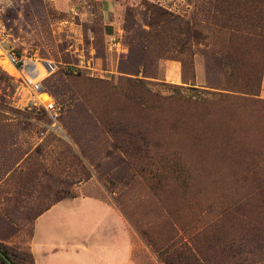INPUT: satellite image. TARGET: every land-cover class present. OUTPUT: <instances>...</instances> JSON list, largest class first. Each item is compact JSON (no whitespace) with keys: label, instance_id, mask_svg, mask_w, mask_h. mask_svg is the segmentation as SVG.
<instances>
[{"label":"rangeland","instance_id":"374dc122","mask_svg":"<svg viewBox=\"0 0 264 264\" xmlns=\"http://www.w3.org/2000/svg\"><path fill=\"white\" fill-rule=\"evenodd\" d=\"M0 1L16 52L59 66L54 126L0 61V244L19 264L37 216L83 186L124 214L143 264L163 263L142 233L210 264H264V61L237 49L247 22L230 2ZM125 128L138 162L114 136Z\"/></svg>","mask_w":264,"mask_h":264},{"label":"crops","instance_id":"0c3cea01","mask_svg":"<svg viewBox=\"0 0 264 264\" xmlns=\"http://www.w3.org/2000/svg\"><path fill=\"white\" fill-rule=\"evenodd\" d=\"M83 187L35 219L29 242L35 264H143L147 259L139 236L124 214L109 199L84 193ZM118 234L126 241L116 239Z\"/></svg>","mask_w":264,"mask_h":264},{"label":"trees","instance_id":"16d2710c","mask_svg":"<svg viewBox=\"0 0 264 264\" xmlns=\"http://www.w3.org/2000/svg\"><path fill=\"white\" fill-rule=\"evenodd\" d=\"M221 2H230L234 9V20L240 21L245 20L247 23L246 29H238L236 32L241 33V36H237L243 44L239 45L238 50L243 53V56H246L249 53L256 52L258 55L262 56L264 61V0H219ZM246 10V11H245ZM245 11V12H243ZM245 15V18L243 17ZM187 30L191 32V28L187 25ZM193 37V36H192ZM236 37V36H235ZM191 39V38H190ZM233 50H236L232 46ZM186 65V63H185ZM264 68V62H263ZM263 69L258 74V86L261 88L263 81ZM244 80H251L249 75H244ZM243 92L249 95H258L259 90L245 86ZM227 91V90H225ZM119 146L124 154L133 162H138L139 157L142 159L143 148L136 144V137L132 135L130 131L126 128L124 129L121 136L114 134ZM70 197H75L71 191L68 192ZM69 196H63L61 199L55 200L49 207H46L45 210H48L55 203L67 198ZM38 217V216H37ZM33 235V234H32ZM143 238L145 239L147 245L154 249L157 253L160 261L163 264H210V259L203 257L201 254H196L194 251L188 247L186 244H175L172 243L166 248L158 247L157 244L146 236L145 233H142ZM145 236V237H144ZM0 251L12 262V264H19L22 261H25L27 256L25 253H19L14 249L8 248L0 244ZM31 264H35L32 254H28ZM0 264H8L7 261L0 255Z\"/></svg>","mask_w":264,"mask_h":264},{"label":"built area","instance_id":"2783aa9c","mask_svg":"<svg viewBox=\"0 0 264 264\" xmlns=\"http://www.w3.org/2000/svg\"><path fill=\"white\" fill-rule=\"evenodd\" d=\"M13 39L0 1V61L5 63L9 73L18 77L25 106L46 112L56 126L62 109L45 83L59 70V66L54 61L18 54Z\"/></svg>","mask_w":264,"mask_h":264},{"label":"water","instance_id":"95a60500","mask_svg":"<svg viewBox=\"0 0 264 264\" xmlns=\"http://www.w3.org/2000/svg\"><path fill=\"white\" fill-rule=\"evenodd\" d=\"M0 255L7 261L8 264H12V262L0 251Z\"/></svg>","mask_w":264,"mask_h":264}]
</instances>
